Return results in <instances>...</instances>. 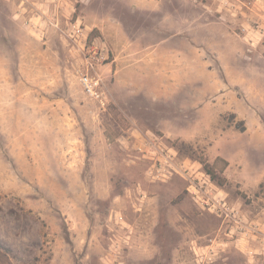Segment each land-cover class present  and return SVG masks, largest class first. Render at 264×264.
Listing matches in <instances>:
<instances>
[{"label": "rangeland", "instance_id": "374dc122", "mask_svg": "<svg viewBox=\"0 0 264 264\" xmlns=\"http://www.w3.org/2000/svg\"><path fill=\"white\" fill-rule=\"evenodd\" d=\"M0 264H264V0H0Z\"/></svg>", "mask_w": 264, "mask_h": 264}, {"label": "built area", "instance_id": "2783aa9c", "mask_svg": "<svg viewBox=\"0 0 264 264\" xmlns=\"http://www.w3.org/2000/svg\"><path fill=\"white\" fill-rule=\"evenodd\" d=\"M69 39L82 51L83 69L80 71V82L84 88V92L95 100L102 101L104 92L102 90V77L99 72V67L103 66L106 60V47L98 46L96 41H89V34L83 27L80 20L71 24L70 32L68 33ZM206 205L212 208L219 206V203H210L204 201ZM213 204V205H212ZM118 222L124 223L123 216L118 217Z\"/></svg>", "mask_w": 264, "mask_h": 264}, {"label": "trees", "instance_id": "16d2710c", "mask_svg": "<svg viewBox=\"0 0 264 264\" xmlns=\"http://www.w3.org/2000/svg\"><path fill=\"white\" fill-rule=\"evenodd\" d=\"M225 163V167L228 165L227 161H224ZM203 165H204V168L206 170V172L211 175L212 179L213 180H216L217 183L220 185V186H224L226 183H227V180L223 177H221L217 172H216V169L213 165H210L209 163H207L206 161H203ZM224 167V168H225Z\"/></svg>", "mask_w": 264, "mask_h": 264}]
</instances>
